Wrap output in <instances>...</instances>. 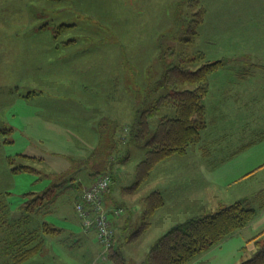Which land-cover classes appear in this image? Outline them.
<instances>
[{"label":"rangeland","instance_id":"obj_1","mask_svg":"<svg viewBox=\"0 0 264 264\" xmlns=\"http://www.w3.org/2000/svg\"><path fill=\"white\" fill-rule=\"evenodd\" d=\"M206 7L207 0H0V193L11 192L14 210L27 192L50 185L49 178L41 179L36 172H13L14 166L24 163L42 173L61 171L71 159L90 157L102 140L104 144L112 140L113 119L119 122L116 134L127 135L136 130L133 123L143 119L150 106L155 109L149 117L151 133L165 116L175 115L168 95L172 88L159 80L165 64L197 69L212 61L204 35ZM261 35L264 40V32ZM70 38L75 40L64 43ZM261 58L248 54L239 63L214 59L223 63L208 77L199 136L185 156L169 157L154 172L173 180L175 169L195 170L193 187L185 193L188 200L193 196L191 206L171 204L146 238L126 247V263L144 260L159 236L172 226L243 198L252 199L258 210L255 218L190 264H240L256 249L264 232ZM217 77L228 87L226 96L207 99ZM103 120L112 123L101 128ZM147 150L145 141L120 143L115 192L135 181L136 165ZM18 153L33 158L17 157ZM109 158L113 161V154ZM89 171L85 167L78 180ZM104 174L90 176L81 189ZM168 181L167 197L179 190ZM182 181L183 185L184 177ZM79 191L65 190L59 211L47 216L74 236L67 240H62L64 233L49 236L32 263L117 264L110 256L113 244L106 247L95 231L89 234L83 228L75 208ZM68 198L71 205L65 207ZM108 199L113 200V185ZM140 223L139 219L137 229Z\"/></svg>","mask_w":264,"mask_h":264},{"label":"trees","instance_id":"obj_2","mask_svg":"<svg viewBox=\"0 0 264 264\" xmlns=\"http://www.w3.org/2000/svg\"><path fill=\"white\" fill-rule=\"evenodd\" d=\"M60 26L67 27V24ZM74 40V38L66 39L64 43L69 44ZM222 63L221 60L206 61L197 69H185L180 65H164L163 75L159 82L171 86L172 89L168 95L170 103L175 105L176 113L173 116H165L154 133H151L150 130L149 117L154 114L155 109L150 106L147 112L144 111V118L139 121L137 118L133 123L136 130L134 132L130 130L127 135L116 134L118 121L113 119V123L111 121L104 123L103 120L101 128L107 123L113 124L112 140L110 138V141L104 144L102 143L104 140L101 139L102 141L90 157L79 160L71 159L69 167L66 169L42 173L32 165L22 163L14 166L13 172L24 169L36 172L40 174L41 179L49 178L50 185L42 191L27 192L17 210L11 206L9 200L11 192L6 190L0 193V248H3V254H0V264H35L37 262L32 263L31 260H34L32 258L44 250L49 236L58 235V233L67 234L66 239L62 240L74 236L73 233H65V228L50 222L47 216L56 213L57 202L65 190L76 192L83 187L82 181H79L78 178H81L79 176L82 175L85 167L91 168V176L103 172L109 173L113 177L114 163L116 162H113L109 157L115 152H119L120 143L137 140L145 141L148 146L145 157L137 165L136 184L138 185L163 160L175 154H186L187 147L199 136L203 128L202 99L208 92L209 74ZM26 96L29 97V95ZM103 133L104 130H102V135ZM18 156L33 158L26 153H18ZM117 159L118 156H116ZM80 191L78 199L81 195ZM259 196L263 200L261 192L258 194ZM145 198L148 217L164 204V198L158 191L151 192ZM257 212L252 199L243 198L216 211H205L188 218L172 226L158 238L146 258L136 264H190L208 247L244 228L255 218ZM148 217L147 219H149ZM147 219L132 236L140 235L149 228L151 222ZM258 238L256 249L252 255L240 264H264V232ZM111 249L113 250V254L110 255L112 261L117 264H128L120 246L115 245V240ZM29 261L31 262L26 263Z\"/></svg>","mask_w":264,"mask_h":264},{"label":"crops","instance_id":"obj_3","mask_svg":"<svg viewBox=\"0 0 264 264\" xmlns=\"http://www.w3.org/2000/svg\"><path fill=\"white\" fill-rule=\"evenodd\" d=\"M205 14L204 35L210 56L207 55L211 60L229 58L230 61H234L233 63H239L240 57L247 56L248 54L260 58L264 54V40L261 35V33L264 32V0H212V4H210V0H207ZM262 59L263 58H261L260 61ZM255 60L259 61L257 59ZM262 62H264V59ZM213 80V88L207 99H218L220 95L221 99H224L228 87L223 83L220 77H217L216 81L215 79ZM128 118L126 121H128ZM243 124H245V122ZM116 153L117 152L113 154V162L116 160ZM186 154H183L182 156H185ZM137 165L134 175L135 181L131 186L125 185L118 192H115L114 183L117 179L115 176L116 165L114 163L113 181L111 187L104 195V203L106 204V207L108 209L111 208V211L108 212L115 229V245L120 246L123 253L130 242L133 243L134 240L132 239L141 240L151 233L150 229H153V223H155V221L159 222L163 218V212L171 204H174L172 206L185 205L188 209L193 200V196L188 200V198L185 197V193L191 191V188L193 187L190 183L195 170H186L184 167L181 169H175L172 173V180L168 178L166 179L164 176H161L160 173L155 174L154 172L158 166L157 165L151 170L148 177L138 185L136 184ZM83 175L84 178L81 181L89 182L91 179L90 176L92 175L90 174V171L88 173L85 172ZM182 177L185 178L183 185ZM167 181L168 183H173L179 186L177 193L172 192L169 197H167V192L164 188ZM112 185L113 200H109L108 198L110 197ZM153 191H158L163 196L164 204L148 217L146 215L147 202L145 197ZM141 192L145 193L142 194ZM132 199L136 201H132ZM68 201L69 199L66 200L67 204L65 203V207H67L68 204L71 205ZM59 202L60 199L57 202V212L59 211L60 206L63 205L64 199L63 203L61 202V205ZM115 209H120L121 213L115 215L113 212ZM65 211H67V209H65ZM75 216L76 214L74 217ZM134 216L135 219H133ZM147 217L149 219H147ZM150 218H152L153 221H151ZM139 219L141 221L140 225L146 221L145 219L150 220L151 225L140 235L134 237L132 235V237L129 236L138 230L136 225ZM92 232L93 230L88 233L91 234ZM161 236H159V238ZM156 237H158V235ZM142 261H138V263ZM235 264L239 263L236 262Z\"/></svg>","mask_w":264,"mask_h":264},{"label":"built area","instance_id":"obj_4","mask_svg":"<svg viewBox=\"0 0 264 264\" xmlns=\"http://www.w3.org/2000/svg\"><path fill=\"white\" fill-rule=\"evenodd\" d=\"M112 183L111 175L104 174L97 178L90 186L84 188L80 198L75 203V208L81 224L86 231H95L106 247L114 244L115 231L109 212L104 205V195ZM115 215L121 213L115 209Z\"/></svg>","mask_w":264,"mask_h":264}]
</instances>
